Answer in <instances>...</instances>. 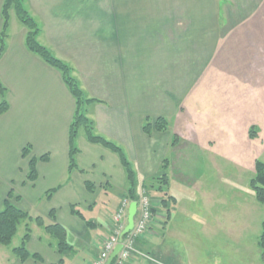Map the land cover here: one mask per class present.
I'll return each instance as SVG.
<instances>
[{
    "label": "crops",
    "instance_id": "1",
    "mask_svg": "<svg viewBox=\"0 0 264 264\" xmlns=\"http://www.w3.org/2000/svg\"><path fill=\"white\" fill-rule=\"evenodd\" d=\"M25 2L40 24L39 42L71 66L88 98L99 100L82 111L97 134L123 149L136 173L137 194L159 186L155 177L163 171L168 177L153 200L158 211L126 264H206L203 258L193 263L190 250L177 260L171 246L177 200L164 189L168 155L223 143L224 130L240 122L241 111H250L251 121L264 128V0H105L100 8L95 0ZM12 14L0 57L8 102L0 114V209L11 192L19 209L66 230L71 249L59 252L42 226L23 221L24 231L26 223L31 231L26 249L37 255L26 264H92L126 197L125 172L118 155L90 143L83 129L76 138L77 169L69 171L74 98L60 72L26 49V29L12 22ZM158 117L167 119L168 128L145 133V119ZM227 141L234 145L222 150L223 157L240 145L233 137ZM27 145L30 153L23 157ZM31 157L37 159L34 181L26 178ZM160 197L174 202L163 207ZM196 220L207 237L209 219ZM13 247L0 245V264H21Z\"/></svg>",
    "mask_w": 264,
    "mask_h": 264
},
{
    "label": "rangeland",
    "instance_id": "2",
    "mask_svg": "<svg viewBox=\"0 0 264 264\" xmlns=\"http://www.w3.org/2000/svg\"><path fill=\"white\" fill-rule=\"evenodd\" d=\"M95 2L98 8L104 7L105 0ZM11 19L20 25L15 14ZM248 112L241 111L240 122L225 129L226 139L213 149L192 148L168 155L169 185L164 189L177 200L172 212L175 240L171 243L177 260H184V251L190 250L193 263L203 258L206 264H264L257 246L264 205L255 200L249 185L255 160H264V128L251 121ZM250 128L256 131L254 137L249 135ZM228 137L240 145L235 144L234 155L223 157L222 150L234 145ZM206 216L209 234L201 237V223L196 219ZM185 217L193 220L185 221ZM23 232L21 222L11 246L20 244Z\"/></svg>",
    "mask_w": 264,
    "mask_h": 264
},
{
    "label": "trees",
    "instance_id": "3",
    "mask_svg": "<svg viewBox=\"0 0 264 264\" xmlns=\"http://www.w3.org/2000/svg\"><path fill=\"white\" fill-rule=\"evenodd\" d=\"M14 12L19 23L25 27L26 32L24 36V45L28 51L39 56L46 64L57 69L63 79L64 84L69 90L70 94L74 98L75 108L74 113L71 119V122L68 127V147H69V163L68 169L72 171L77 169V164L75 162V156L79 152L78 147L76 146V138L81 129L84 130L87 140L93 144H99L110 151L118 155L120 163L125 172L126 179V188L125 196L131 200H137V179L136 173L132 167V164L127 159L123 149L116 143L108 140L104 136L97 134L94 129V124L92 120L86 117L85 113L82 111L84 105L88 103L98 102L99 100L94 98H88L84 91L82 90L80 83L74 77L72 73V68L66 62L62 61L56 57L51 50L46 46L41 44L38 40V36L41 31L40 24L38 20L31 14L29 11L25 0H3L1 6V18H2V28L0 31V57L5 51L6 40L8 37V28L10 13ZM7 89L0 82V114L4 113L8 109V102L6 100ZM168 128V121L164 117H158L153 121L149 118H146L143 124V130L145 133H150L152 129L156 131H164ZM250 136L254 137L256 131L254 128H250ZM177 138L173 137L172 144L176 142ZM30 153L29 145L25 146L22 149V156L26 157ZM45 155L41 156V160H45ZM36 161L34 157H31L28 162V172L26 178L29 181H34L36 178ZM165 162V161H164ZM165 167V164L162 165V170ZM158 180L159 186L153 188V184L147 188V194L154 200L156 197V192L162 191L161 184H167V175L163 171L159 176L155 177ZM86 188L89 191H93V185L91 183H85ZM164 185V186H165ZM250 188L252 190L255 200L264 205V160H255L254 162V175L249 182ZM57 188H53L46 192L45 196L49 198L51 194ZM165 195V193H164ZM13 194L8 193L7 198L3 202V207L0 209V245L8 246L10 245L13 237L17 232L18 225L23 221H34L38 226H42L50 235L56 239V247L59 252H62L66 249H71V246L68 245L66 241V230L60 224L53 222L45 224V218L42 216H30L27 212L19 209L16 205L11 202ZM160 204L163 207L168 208L167 202H174L172 197H160ZM158 206L154 203L152 204L151 212L152 215L158 211ZM71 211L82 218L80 212L75 209L74 206L71 207ZM169 211V209H167ZM49 217L54 219V213L51 211ZM88 223V222H87ZM89 224V223H88ZM261 230L258 236L257 245L260 250V260L264 263V217L261 221ZM31 234L29 225L25 224V231L21 237L20 244L12 248V253L20 260L21 264H26L28 258H36V254L30 253L26 249V242L29 239Z\"/></svg>",
    "mask_w": 264,
    "mask_h": 264
},
{
    "label": "built area",
    "instance_id": "4",
    "mask_svg": "<svg viewBox=\"0 0 264 264\" xmlns=\"http://www.w3.org/2000/svg\"><path fill=\"white\" fill-rule=\"evenodd\" d=\"M132 200L128 197L121 199L119 206L111 216L110 229L103 240L99 255L92 264H105L115 246L119 242V235L127 224L128 206ZM137 211L132 228L122 237L121 247L111 264H126L135 250V241L147 232L152 219V198L146 191H141L136 200Z\"/></svg>",
    "mask_w": 264,
    "mask_h": 264
},
{
    "label": "water",
    "instance_id": "5",
    "mask_svg": "<svg viewBox=\"0 0 264 264\" xmlns=\"http://www.w3.org/2000/svg\"><path fill=\"white\" fill-rule=\"evenodd\" d=\"M136 207H137L136 201H131L130 204H129V207H128L127 224L124 227V229L121 231V233L119 235V242L115 246L114 250L110 254V256L107 259L105 264H111L113 258L115 257V255L117 254L118 250L121 247V243L120 242L122 240V237L132 228L133 223H134V217H135V214H136Z\"/></svg>",
    "mask_w": 264,
    "mask_h": 264
}]
</instances>
